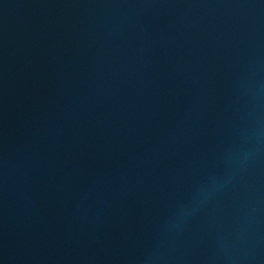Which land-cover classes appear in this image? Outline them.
I'll list each match as a JSON object with an SVG mask.
<instances>
[{
    "label": "water",
    "instance_id": "obj_1",
    "mask_svg": "<svg viewBox=\"0 0 264 264\" xmlns=\"http://www.w3.org/2000/svg\"><path fill=\"white\" fill-rule=\"evenodd\" d=\"M0 264H264V0H0Z\"/></svg>",
    "mask_w": 264,
    "mask_h": 264
},
{
    "label": "clouds",
    "instance_id": "obj_2",
    "mask_svg": "<svg viewBox=\"0 0 264 264\" xmlns=\"http://www.w3.org/2000/svg\"><path fill=\"white\" fill-rule=\"evenodd\" d=\"M221 186L222 184L218 177H210L205 186L198 187L195 190L193 204L198 205L200 202H202V200L209 198L215 191L219 190ZM193 210L194 208L182 206L179 210L178 218H183L190 215L191 211Z\"/></svg>",
    "mask_w": 264,
    "mask_h": 264
}]
</instances>
